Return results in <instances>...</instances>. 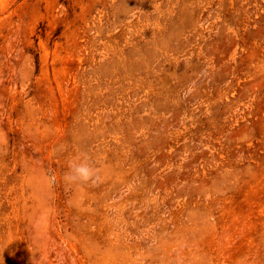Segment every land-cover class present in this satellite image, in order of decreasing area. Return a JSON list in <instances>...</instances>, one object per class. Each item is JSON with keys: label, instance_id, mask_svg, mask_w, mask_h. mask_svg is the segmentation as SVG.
Masks as SVG:
<instances>
[{"label": "rangeland", "instance_id": "obj_1", "mask_svg": "<svg viewBox=\"0 0 264 264\" xmlns=\"http://www.w3.org/2000/svg\"><path fill=\"white\" fill-rule=\"evenodd\" d=\"M0 264H264V0H0Z\"/></svg>", "mask_w": 264, "mask_h": 264}, {"label": "clouds", "instance_id": "obj_2", "mask_svg": "<svg viewBox=\"0 0 264 264\" xmlns=\"http://www.w3.org/2000/svg\"><path fill=\"white\" fill-rule=\"evenodd\" d=\"M95 170L88 163L82 160H74L69 164L64 179L69 184H82L91 181L94 178ZM54 182L55 177H50Z\"/></svg>", "mask_w": 264, "mask_h": 264}]
</instances>
